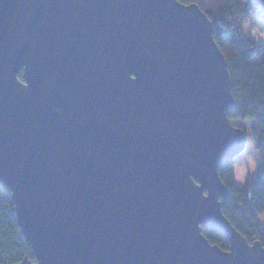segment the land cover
Listing matches in <instances>:
<instances>
[{
  "label": "water",
  "instance_id": "1",
  "mask_svg": "<svg viewBox=\"0 0 264 264\" xmlns=\"http://www.w3.org/2000/svg\"><path fill=\"white\" fill-rule=\"evenodd\" d=\"M234 104L196 4L0 0V188L35 258L17 264H264L222 213Z\"/></svg>",
  "mask_w": 264,
  "mask_h": 264
},
{
  "label": "trees",
  "instance_id": "2",
  "mask_svg": "<svg viewBox=\"0 0 264 264\" xmlns=\"http://www.w3.org/2000/svg\"><path fill=\"white\" fill-rule=\"evenodd\" d=\"M183 5L196 4L212 24L213 39L225 57L232 83L234 107L230 122L250 121V139L258 155L254 181L243 188L236 185L233 160H226L218 175L228 190L222 213L249 244L264 247V42L252 35L260 28L264 9L251 0H177ZM263 27V26H262ZM264 40V38H263ZM21 79V71L18 73ZM234 126V125H233ZM211 245L228 251L226 237L213 229L202 228ZM35 263L31 248L20 234L10 194L0 188V264H17L23 258Z\"/></svg>",
  "mask_w": 264,
  "mask_h": 264
},
{
  "label": "rangeland",
  "instance_id": "3",
  "mask_svg": "<svg viewBox=\"0 0 264 264\" xmlns=\"http://www.w3.org/2000/svg\"><path fill=\"white\" fill-rule=\"evenodd\" d=\"M260 28H253L252 35H258L257 41L264 42V19H261ZM232 125L245 130L247 134V146L244 152L237 158L233 160L235 167L236 185L238 188H243L247 181H254L256 178L257 168H258V155L253 147L252 141L250 139V128L253 125L250 121H243L240 123L232 122ZM260 224L264 229V221L261 219Z\"/></svg>",
  "mask_w": 264,
  "mask_h": 264
},
{
  "label": "built area",
  "instance_id": "4",
  "mask_svg": "<svg viewBox=\"0 0 264 264\" xmlns=\"http://www.w3.org/2000/svg\"><path fill=\"white\" fill-rule=\"evenodd\" d=\"M260 16H261V17H264V14L262 13V14H260Z\"/></svg>",
  "mask_w": 264,
  "mask_h": 264
}]
</instances>
